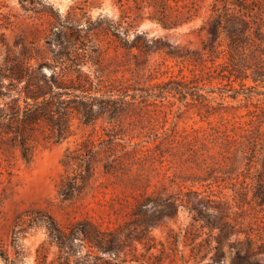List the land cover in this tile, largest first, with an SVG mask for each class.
Here are the masks:
<instances>
[{
	"label": "rangeland",
	"instance_id": "1",
	"mask_svg": "<svg viewBox=\"0 0 264 264\" xmlns=\"http://www.w3.org/2000/svg\"><path fill=\"white\" fill-rule=\"evenodd\" d=\"M148 1L0 0V66L11 57L9 49L19 53L23 45L33 64L42 58L51 63L67 52L60 43L80 52L85 48L97 63L85 71L105 85L126 88L128 100L136 97L118 121L84 126L73 118V135L64 141L47 142L36 134L30 161L19 151L0 152V254L18 257L16 264H45V259L95 264L96 256L111 258L81 237L70 244L68 260L59 258L47 217L68 234L85 224L119 232L124 244L112 256L116 264H264V84L249 79V88L241 90L237 81L236 100L228 97L233 93L224 100L217 91L207 93L229 83L202 51L209 34L200 27L212 0H178L179 11L196 9L198 17L177 28L159 23ZM137 36H147L152 50L130 51ZM194 76L210 104L175 93L141 102L139 89ZM253 139L256 147L243 156L241 145ZM89 148L91 180L71 199H62L59 184L73 175L63 163L66 153L79 149L84 156ZM106 164L113 173H105ZM158 197L165 201L136 215L139 203ZM144 222L150 224L146 232ZM0 264L11 263L0 257Z\"/></svg>",
	"mask_w": 264,
	"mask_h": 264
},
{
	"label": "trees",
	"instance_id": "2",
	"mask_svg": "<svg viewBox=\"0 0 264 264\" xmlns=\"http://www.w3.org/2000/svg\"><path fill=\"white\" fill-rule=\"evenodd\" d=\"M25 1L20 0L21 3ZM172 1L177 7L178 0H149L147 3L148 7L154 9L155 18L165 28H177L198 17L196 9L182 13L179 7L174 9ZM209 6V14L200 27L201 31L206 30L209 34L208 39L202 41V51L210 58V68L216 67L215 72L220 69L218 77L227 79L229 83L207 93L217 91L222 100L225 94L233 93L228 94V97L236 100L240 91L233 84L237 81H240L241 90L249 88L246 84L249 79L256 85L264 84V0H212ZM59 45L67 52L55 55L51 63L44 58L35 64L31 63L33 57L30 49L23 45L19 53L9 49L11 57H7L0 66V152L3 154L10 155L19 151L25 160L30 161L36 150V134H43L47 142L58 143L73 135V118L76 117L84 126L95 124L99 119L112 123L118 121L136 101L134 96L131 100L127 99L126 88L105 85L95 73L84 70L90 63L97 65L88 50L84 48L80 52L76 46ZM152 45L153 42L147 36H137L127 48L130 51L137 48L146 53L152 50ZM134 57L137 55L134 54ZM44 67L51 68L53 72L48 75ZM199 83V78L194 76L190 81L185 78L169 80L152 88L139 89L143 93L141 102L148 103L153 98L165 100L167 94L175 93L181 100L191 97L195 101L201 99L202 103L210 104L208 95L200 94L205 89L200 88ZM223 103L219 102L218 105L222 106ZM117 135L110 134L109 141L112 142ZM84 143L87 145L88 140ZM256 144L257 139L248 142L249 146L242 144L240 151L243 156L255 148ZM92 149H86L84 156L77 153L79 149L66 153L63 163L68 173L72 170L73 175H67L59 184L58 193L62 199H71L91 180L94 174ZM105 173H113L111 164H106ZM164 201L160 197L148 198L147 202L139 203L136 215H145V206H156ZM198 202L208 204L203 198ZM191 210L195 211V208ZM198 217L194 216L193 219L198 221ZM45 221L49 235L60 247L59 258L65 256L67 259L73 251L70 244L76 237H81V241L111 257L96 256L95 264H116L112 256L121 251L120 247L124 244L119 232L112 233L94 225L82 224V229L74 227L68 234L52 218L47 217ZM141 225L145 232L148 231V222ZM219 228L223 231L225 226ZM16 239L14 236V242ZM0 257L11 264L18 262V257L11 258L2 254ZM67 264L70 263L67 261Z\"/></svg>",
	"mask_w": 264,
	"mask_h": 264
}]
</instances>
